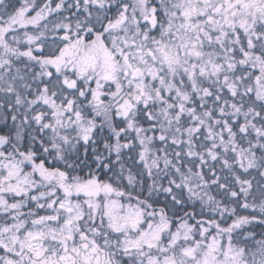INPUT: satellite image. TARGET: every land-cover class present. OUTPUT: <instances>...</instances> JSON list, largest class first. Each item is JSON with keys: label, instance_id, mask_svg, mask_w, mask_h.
<instances>
[{"label": "snow or ice", "instance_id": "1", "mask_svg": "<svg viewBox=\"0 0 264 264\" xmlns=\"http://www.w3.org/2000/svg\"><path fill=\"white\" fill-rule=\"evenodd\" d=\"M0 264H264V0H0Z\"/></svg>", "mask_w": 264, "mask_h": 264}]
</instances>
